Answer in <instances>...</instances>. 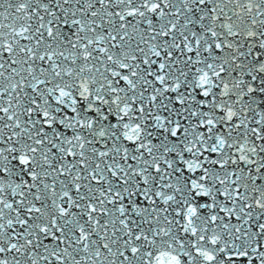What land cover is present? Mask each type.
I'll return each mask as SVG.
<instances>
[{"label":"snow or ice","instance_id":"snow-or-ice-1","mask_svg":"<svg viewBox=\"0 0 264 264\" xmlns=\"http://www.w3.org/2000/svg\"><path fill=\"white\" fill-rule=\"evenodd\" d=\"M0 264H264V0H0Z\"/></svg>","mask_w":264,"mask_h":264}]
</instances>
